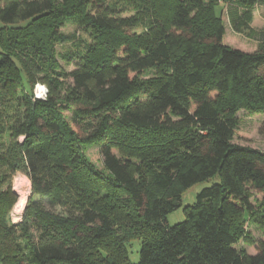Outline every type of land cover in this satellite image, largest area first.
<instances>
[{
	"label": "trees",
	"instance_id": "1",
	"mask_svg": "<svg viewBox=\"0 0 264 264\" xmlns=\"http://www.w3.org/2000/svg\"><path fill=\"white\" fill-rule=\"evenodd\" d=\"M232 1L239 34L264 0H0V264H264V151L232 142L237 111L264 114V40L226 43L217 6ZM69 21L90 41L66 71ZM17 172L31 193L14 222ZM249 220L253 254L236 247Z\"/></svg>",
	"mask_w": 264,
	"mask_h": 264
},
{
	"label": "rangeland",
	"instance_id": "2",
	"mask_svg": "<svg viewBox=\"0 0 264 264\" xmlns=\"http://www.w3.org/2000/svg\"><path fill=\"white\" fill-rule=\"evenodd\" d=\"M221 8V18L223 20L224 25V36L225 41L227 44L231 46H236L242 50L245 51H254L257 47L258 42H262L264 40V5L261 4H255L253 7H251V13H252V20L250 22V29L243 31L242 33H236L232 29L228 14L231 10L237 9L239 13L243 11V8L238 5L237 2H227L222 3L220 2L217 6V10ZM136 8H129L128 11L123 13V16H135L137 14ZM61 31L66 37L69 38V41L66 43H58L55 46V56L60 63V65L63 66V68L66 71H70L73 69V64H67L66 61H64L60 56L64 53H69V51L73 50L74 45H78V47L82 46V40L90 41V37H88V34L86 31H82L79 29L77 24H74L73 22H66L62 28ZM151 73L147 72L141 76V81H147L151 77ZM39 86L44 87V97L47 95V88L44 84L39 83ZM140 85V84H138ZM35 90V87H34ZM61 92H63V88L61 89ZM43 99V98H40ZM67 115H70L69 111H66ZM236 117L239 121V129L236 131L234 138L232 140L233 143L240 145V146H247L250 148L259 149L261 151H264V130H261L262 123L264 121V114L261 113H252L249 112V110L246 109H240L236 113ZM84 153L85 155L95 164L97 167L102 169V162H101V155L99 153V147L97 144L94 143H88L84 147ZM217 180V178L209 181H203L198 182L194 185H192L190 188L185 190L181 195V206L166 215V222L168 225H173L177 222H180L184 219V212L183 207L185 205L192 204L195 200L196 194L206 186H209ZM13 190L15 191L18 199L15 203L11 213L10 218L12 221L17 222L21 218V214L24 210V207L26 205V202L30 196L31 193V184L28 179V177L21 172H17L13 175L11 179ZM24 183L28 186V190L25 195V201H24V207L22 208L21 212L16 211V206L20 202V194H19V184ZM262 199V196L260 194H254L253 201L256 203H260ZM247 234L243 236L239 243L236 245L238 249H245L249 254L254 253L255 244L258 242V240L262 237V233L259 230L258 227L254 224L252 220L247 221V228H246ZM252 242L254 244H252ZM139 242L134 241L131 246L128 247V256L131 262L135 263L138 261L139 258Z\"/></svg>",
	"mask_w": 264,
	"mask_h": 264
},
{
	"label": "bare ground",
	"instance_id": "3",
	"mask_svg": "<svg viewBox=\"0 0 264 264\" xmlns=\"http://www.w3.org/2000/svg\"><path fill=\"white\" fill-rule=\"evenodd\" d=\"M18 189H19V194H20V202L16 206V209H17L16 211L21 212V210H23L22 208L24 207L23 203L25 201V195H26V192L28 190V186L25 185L24 183H22V184L20 183Z\"/></svg>",
	"mask_w": 264,
	"mask_h": 264
},
{
	"label": "built area",
	"instance_id": "4",
	"mask_svg": "<svg viewBox=\"0 0 264 264\" xmlns=\"http://www.w3.org/2000/svg\"><path fill=\"white\" fill-rule=\"evenodd\" d=\"M44 87L43 86H39L38 84L35 86V90H34V96L35 98H44Z\"/></svg>",
	"mask_w": 264,
	"mask_h": 264
}]
</instances>
